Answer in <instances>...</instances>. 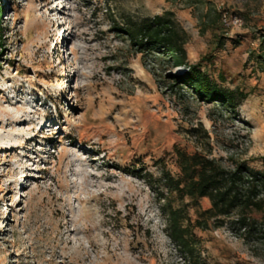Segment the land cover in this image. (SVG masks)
I'll return each mask as SVG.
<instances>
[{
    "label": "rangeland",
    "instance_id": "obj_1",
    "mask_svg": "<svg viewBox=\"0 0 264 264\" xmlns=\"http://www.w3.org/2000/svg\"><path fill=\"white\" fill-rule=\"evenodd\" d=\"M0 10V146L18 140L10 118L25 120L24 139L37 134L24 151L0 152V264H188L162 211L190 201L168 192L161 173L177 175L175 149L264 172V72L251 66L264 0H0ZM220 12L241 26L223 28L225 46L212 52ZM165 13L187 31L190 63L211 58L227 87L251 92L234 115L170 89L164 73L181 70H164L118 31ZM42 120L53 123L39 132ZM200 125L206 144L187 134ZM209 208L203 199L185 215L193 222ZM235 219L193 230L203 264H264V233L246 244Z\"/></svg>",
    "mask_w": 264,
    "mask_h": 264
},
{
    "label": "trees",
    "instance_id": "obj_2",
    "mask_svg": "<svg viewBox=\"0 0 264 264\" xmlns=\"http://www.w3.org/2000/svg\"><path fill=\"white\" fill-rule=\"evenodd\" d=\"M218 20L219 16L215 15L212 23L219 24ZM223 30L221 24L213 28L215 45L212 52L225 46ZM118 31L137 52L155 53L165 67L164 70H181L176 75L164 73L163 82L170 85V89L188 95L199 104L219 106L226 113L234 115L236 109L251 95V92L245 91V87H227L223 73H215L213 67H207V64L213 63L211 58L200 59L196 64L189 62L185 49L189 35L170 13L140 22L127 21ZM4 36L0 26V53ZM259 47L262 54L253 57L255 63L251 65L254 69L252 72H264V36ZM240 83L243 84V81ZM187 134L201 140L202 144H206L209 139L201 125L189 129ZM175 157L177 175L162 172L161 182L168 192L176 194L180 202L188 199L190 203L178 209L165 207L162 216L166 236L188 264H203L193 230H207L210 220L214 228H222L226 220L235 215V221L230 224L235 228L236 236L246 241V244L251 239H262L264 172L250 169L244 162L232 160L230 166H224L221 159L216 160L199 153L188 154L179 149H175ZM260 161L264 165V158ZM203 199L209 202L210 208L198 213L199 218L192 222L185 215L186 210L189 206L196 207ZM254 212L262 216L261 222L248 216Z\"/></svg>",
    "mask_w": 264,
    "mask_h": 264
},
{
    "label": "bare ground",
    "instance_id": "obj_3",
    "mask_svg": "<svg viewBox=\"0 0 264 264\" xmlns=\"http://www.w3.org/2000/svg\"><path fill=\"white\" fill-rule=\"evenodd\" d=\"M46 6V5H45ZM55 31H57V35L55 34V35H53V51H56V45H58V42H57V38H58V35H59V33H60V28H56L55 29ZM178 72H179V70H177ZM66 87L67 86H65V84L61 87V90H63V89H66ZM68 100V99H67ZM43 121V120H42ZM8 126L10 127V131L11 132H9L7 135L9 136V137H14V139L15 138H17L18 137V140H12V141H10V142H8L7 144H3V145H1L0 146V152H9V153H14V152H16V150H22V151H24V150H26V149H28L29 147H28V143L29 142H32V141H35L36 140V138H37V134H34V133H32V134H28V137L26 138V139H24V136L20 133V132H18L17 130H16V127L20 124V123H22V122H25V120L21 117V118H10V119H8ZM47 121H43V122H40V128H39V132H41L43 129H46L47 127H50L51 126V124L53 123L52 121L51 122H49V125H47ZM39 125V124H38ZM45 142H46V140H44ZM48 142V141H47ZM22 153V152H21ZM24 179L26 180L27 178H26V176H24ZM24 182V181H23ZM14 183V181L10 184V185H12ZM18 183V182H17ZM9 185V186H10ZM89 212H91V211H89ZM88 213V212H87ZM87 216H85V218H86ZM90 218V217H89ZM93 218V217H92ZM94 219V218H93ZM61 225V224H60ZM1 226H3V223H2V225ZM61 226H64V225H61ZM79 231V230H78ZM81 231V230H80ZM69 243H70V241H69ZM71 244V243H70ZM95 246V245H94ZM92 248H94V247H92ZM113 258V257H112ZM112 258H110V257H107V258H105L104 259V264H107V262H109ZM67 262V261H66ZM65 264V263H64ZM113 264V263H112Z\"/></svg>",
    "mask_w": 264,
    "mask_h": 264
},
{
    "label": "built area",
    "instance_id": "obj_4",
    "mask_svg": "<svg viewBox=\"0 0 264 264\" xmlns=\"http://www.w3.org/2000/svg\"><path fill=\"white\" fill-rule=\"evenodd\" d=\"M220 24L225 30L240 27L241 21L237 16L228 15V13L220 12Z\"/></svg>",
    "mask_w": 264,
    "mask_h": 264
}]
</instances>
